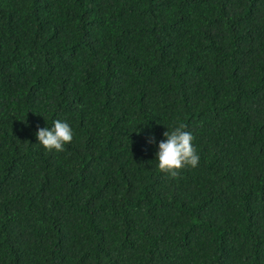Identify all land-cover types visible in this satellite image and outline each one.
<instances>
[{"label":"trees","instance_id":"obj_1","mask_svg":"<svg viewBox=\"0 0 264 264\" xmlns=\"http://www.w3.org/2000/svg\"><path fill=\"white\" fill-rule=\"evenodd\" d=\"M0 264H264V0H0Z\"/></svg>","mask_w":264,"mask_h":264},{"label":"clouds","instance_id":"obj_2","mask_svg":"<svg viewBox=\"0 0 264 264\" xmlns=\"http://www.w3.org/2000/svg\"><path fill=\"white\" fill-rule=\"evenodd\" d=\"M164 139L155 141L154 136L147 138V143H156V167L176 178L180 170L186 167L195 168L199 155L192 143L193 134L185 130L183 123L165 131ZM38 143L48 151L63 152L65 146L73 140L74 132L70 124L61 119H54L50 127L38 128L35 132Z\"/></svg>","mask_w":264,"mask_h":264}]
</instances>
